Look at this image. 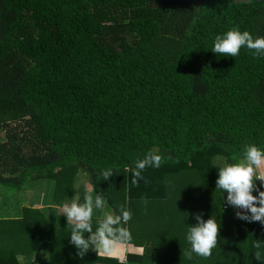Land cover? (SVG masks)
<instances>
[{
    "label": "trees",
    "instance_id": "trees-1",
    "mask_svg": "<svg viewBox=\"0 0 264 264\" xmlns=\"http://www.w3.org/2000/svg\"><path fill=\"white\" fill-rule=\"evenodd\" d=\"M234 26L264 37V0H0V264L37 250L49 253L37 264H121L91 249L80 258L70 243L59 205L78 171L107 207L131 210L124 226L143 250L128 260L261 264L264 225L236 218L216 189L217 168L239 162L245 144L264 150V57L211 51ZM149 150L161 166L133 185ZM40 178L54 180L55 229L20 212ZM198 213L220 225L217 246L188 259Z\"/></svg>",
    "mask_w": 264,
    "mask_h": 264
},
{
    "label": "clouds",
    "instance_id": "clouds-1",
    "mask_svg": "<svg viewBox=\"0 0 264 264\" xmlns=\"http://www.w3.org/2000/svg\"><path fill=\"white\" fill-rule=\"evenodd\" d=\"M246 47L252 51L254 57H264V37H253L248 31H241L239 26L230 28L227 32L216 35L212 52L219 55L236 57L240 49ZM254 50V51H253ZM162 156L153 150L144 154L143 158L137 159L130 169L132 173L131 183L138 186V182L144 179L142 172L147 167L159 168ZM218 169L216 189L227 192L225 203L235 210L236 218L249 223L259 222L264 225V150L253 143L244 145L243 158L236 163L225 162ZM114 172L111 169L103 170L100 176L108 181ZM256 181L260 182L257 186ZM94 189H85L83 202H80L79 194L71 199H66L59 205V211L67 220V226L71 228L70 243L77 249V256L83 258L89 249L96 252L97 256L108 258H123L119 255L121 250H131L132 235L125 227L132 217L130 209L124 205L115 210L106 206L102 194L95 197L91 194ZM253 191L257 195H253ZM142 203L147 206L148 201L142 197ZM94 209L102 211V217L97 219L93 230L92 218ZM196 224L188 227L187 241L191 248L184 251L188 259L195 253L208 258L212 250L217 246L218 231L220 225L211 216L204 220L202 214H194ZM88 233L89 235H85ZM254 247L258 249L254 253L255 259L264 264L262 253L259 251L262 245L257 240ZM17 260L23 264L24 257L17 256Z\"/></svg>",
    "mask_w": 264,
    "mask_h": 264
},
{
    "label": "crops",
    "instance_id": "crops-1",
    "mask_svg": "<svg viewBox=\"0 0 264 264\" xmlns=\"http://www.w3.org/2000/svg\"><path fill=\"white\" fill-rule=\"evenodd\" d=\"M41 179H43V183L39 181ZM86 188L92 189L88 184V180L85 174L81 171H78L73 179V191L75 195L79 194L80 196L83 193L85 194ZM53 192H54L53 179L40 178L31 181L27 188L24 201L21 203L20 212L24 211L25 209H31L36 211L38 210V212H40L41 215H44V217L47 220V223L51 225L52 229H55L57 226L56 213L58 211V206L55 204L53 200ZM96 193L97 192H95L94 190L91 192L93 197H95ZM101 216H102V211L98 209H94L93 217L98 218ZM142 250H143L142 247L133 245V248L131 250H121L119 255L123 258L124 264H139L136 261L128 260L127 254L128 253L141 254ZM48 259H49V253L47 250H37L34 251L27 258H24L23 264H37L42 261H46Z\"/></svg>",
    "mask_w": 264,
    "mask_h": 264
},
{
    "label": "rangeland",
    "instance_id": "rangeland-1",
    "mask_svg": "<svg viewBox=\"0 0 264 264\" xmlns=\"http://www.w3.org/2000/svg\"><path fill=\"white\" fill-rule=\"evenodd\" d=\"M216 161H217V162H220L221 159L218 157V158H216ZM31 181H34V180H31ZM31 181H29V182L27 183V185H26L27 188H28V186H29V184H30ZM39 181H41V183H43V179H41V180H39ZM27 188H26V190L24 191V194H23V201H24V198H25V195H26ZM53 193H54V192H53Z\"/></svg>",
    "mask_w": 264,
    "mask_h": 264
},
{
    "label": "built area",
    "instance_id": "built-area-1",
    "mask_svg": "<svg viewBox=\"0 0 264 264\" xmlns=\"http://www.w3.org/2000/svg\"><path fill=\"white\" fill-rule=\"evenodd\" d=\"M224 207H226V206H224Z\"/></svg>",
    "mask_w": 264,
    "mask_h": 264
}]
</instances>
